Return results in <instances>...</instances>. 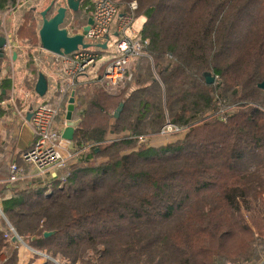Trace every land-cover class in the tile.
Returning <instances> with one entry per match:
<instances>
[{
  "label": "trees",
  "instance_id": "obj_1",
  "mask_svg": "<svg viewBox=\"0 0 264 264\" xmlns=\"http://www.w3.org/2000/svg\"><path fill=\"white\" fill-rule=\"evenodd\" d=\"M137 1L147 55L120 94L100 83L76 87L73 140L83 151L68 177L20 181L9 196L0 182L11 225L51 257L34 253L26 264H234L260 257L264 0ZM11 2L0 0V9ZM17 35L39 43L31 7ZM206 73L219 80L208 83ZM220 100L236 106L225 119L217 114ZM167 118L185 133L162 145L140 142ZM0 163V179L7 178ZM0 264H20L18 245L2 230Z\"/></svg>",
  "mask_w": 264,
  "mask_h": 264
},
{
  "label": "built area",
  "instance_id": "obj_2",
  "mask_svg": "<svg viewBox=\"0 0 264 264\" xmlns=\"http://www.w3.org/2000/svg\"><path fill=\"white\" fill-rule=\"evenodd\" d=\"M137 9L138 4L135 1L129 3L127 12H122L115 0H96L94 3L92 10L94 23L85 41L87 38L95 41L107 40V36H109L107 41H111L113 36L111 32L112 25L115 22L117 24V35L113 40L117 54L109 60L103 75L100 77V82L105 85L106 91L110 94H118L125 87L127 81L133 77L137 59L147 55L146 47L149 41L143 39L141 32L133 27ZM82 31L83 26L75 34ZM10 36L9 33L6 35L7 43L5 48L9 45ZM41 48L44 49L42 46ZM53 54L54 61L61 66L66 79L60 85V94L55 101L44 102L33 108L31 123L35 137L34 142L21 153L24 164L18 162L10 164L6 181L11 185L30 178L35 179L46 176L64 180L66 179L65 176L61 175L59 177L58 172L64 169L71 160L79 158L80 153L83 151V149L81 150L76 146L73 140L66 139L63 136V129L67 127L69 120L65 112L61 113V104L69 98L80 76L90 71L97 63L99 57L90 48L83 47L70 54ZM228 105L223 100L218 102V107H223L222 115L225 118L227 117L225 111L228 109ZM59 117L60 125L63 129L56 126ZM181 130L180 126L168 120L163 125L161 133L166 135L171 132L178 133ZM141 140L145 141L146 137L141 136ZM1 220L6 222L7 228L2 226ZM0 230L4 231L5 236L9 239L13 240V237L16 236L23 242V239L11 225L1 207ZM37 253L44 255L38 251Z\"/></svg>",
  "mask_w": 264,
  "mask_h": 264
},
{
  "label": "crops",
  "instance_id": "obj_3",
  "mask_svg": "<svg viewBox=\"0 0 264 264\" xmlns=\"http://www.w3.org/2000/svg\"><path fill=\"white\" fill-rule=\"evenodd\" d=\"M11 1L10 5H6L4 9H0V36L6 37L8 33L11 35L9 45L5 48V56L0 60V92L5 94L6 90L4 86L8 88L7 97L0 100V161L3 163L6 173L9 172L8 168L12 162L24 164V161L21 158V153L28 149L34 142L35 137L31 119L27 118V113L30 111V107L33 106V110L35 106L42 102L55 101L60 94V85L66 79L61 66L54 61V54L41 48V41L38 44L33 45L22 42L17 37L15 31H17L18 26L23 22V15L26 11L25 6L29 0ZM51 1L48 3L50 4ZM82 6L83 3L81 7ZM34 7L36 6H31L33 10ZM86 10L92 13L93 5ZM35 11L39 14L40 18H42L40 15L42 10L39 12L36 9ZM83 12L86 13L84 9ZM83 12H80V15L78 16L79 18H82ZM141 17H144L145 23L146 17ZM42 22L43 20L41 21V26ZM116 25L115 22L111 28V32L113 33L112 37L114 38L117 33ZM82 26L83 25L80 27ZM96 41V44H92L91 47L95 45L102 50L103 54H98L99 59L95 66L90 71L80 76L74 90H76L77 86H91L93 85L92 83H100V77L104 73L105 65L117 54L115 47L114 52L108 51L110 41L108 42L106 39ZM105 43H107V48L100 47V44ZM15 53H17L16 56L14 55ZM29 54H32V61L29 59ZM101 56L102 58L100 59ZM41 72L45 74L48 80V90L43 98H40L35 91L39 74ZM75 98V105H77V94ZM68 106V103L63 101L61 104V113L65 112L67 115ZM72 121L74 125L77 126L80 120L77 118ZM60 124L61 121L59 117L56 126L63 129ZM40 178L51 179V176ZM6 179L7 178L0 179V182L6 183L8 190L6 194L9 196L12 194L13 188L18 186V184L11 185L7 183ZM31 179L33 178L27 180ZM1 201L2 200H0V207ZM43 261V259H39L37 264H41ZM20 264L26 263L20 260Z\"/></svg>",
  "mask_w": 264,
  "mask_h": 264
},
{
  "label": "water",
  "instance_id": "obj_4",
  "mask_svg": "<svg viewBox=\"0 0 264 264\" xmlns=\"http://www.w3.org/2000/svg\"><path fill=\"white\" fill-rule=\"evenodd\" d=\"M84 0H52L51 3L40 12L42 17V26L39 31L41 46L49 52L55 54H70L80 47L89 48L91 44L85 41L86 36L94 23V19L90 16L87 23L83 25V31L77 34H70L69 30L63 27L66 15L69 11L78 12L81 9V5ZM36 10V7H34ZM117 35V33H116ZM107 40L109 36L106 37ZM7 39L4 36H0V58L5 56V45ZM100 47L107 48V43L100 44ZM15 56L17 53L14 54ZM206 80L208 83H214L215 77L211 73H206ZM258 87L264 89V80L258 83ZM48 90V80L44 73L39 74V78L35 87V91L39 96H44ZM76 90H73L71 97L69 98V106L67 110V119L69 124L64 129L63 136L66 139L73 140L75 134V125L72 121L73 111L75 109L76 103ZM124 103H120V106L115 112V116L118 117ZM32 107L27 113V118L31 119L33 116ZM55 231H45L44 235L46 237L54 234ZM35 238V237H34ZM13 241L19 242V239L14 236Z\"/></svg>",
  "mask_w": 264,
  "mask_h": 264
},
{
  "label": "rangeland",
  "instance_id": "obj_5",
  "mask_svg": "<svg viewBox=\"0 0 264 264\" xmlns=\"http://www.w3.org/2000/svg\"><path fill=\"white\" fill-rule=\"evenodd\" d=\"M51 0H29V2L26 4V10H27V8H29V7H31L32 5L34 6H36L37 8V11H41V10H44L48 5H49V3L48 2H50ZM95 1L96 0H90V2H88L90 5H89V7L90 6H94V3H95ZM118 4H119V6H120V8H121V11H124V12H126V11H128L129 10V3H131V2H137V4H138V1L137 0H132V1H130V2H126V1H123V0H115ZM123 1V2H122ZM48 3V4H47ZM87 3H83V7H82V10H80L79 12H83V9L86 11V13L85 12H83V16H82V18H84V16L88 13V10H86V9H88V5H86ZM94 8V7H93ZM137 11V10H136ZM137 15V14H136ZM81 17L79 18H75L74 16H73V12H71V11H69L68 13H67V15H66V18H65V22L63 23V27H65V28H67L68 30H69V32L71 33V34H75L79 29H80V24H79V22H77V20L78 19H82ZM41 21H42V18H40V16H39V14H38V25H39V28L41 27ZM143 23H144V17H137L136 16V18H135V21H134V23H133V27L136 29V30H138V31H140L141 30V28H142V25H143ZM14 31V30H13ZM15 34H17V31H15ZM130 35H131V33H129ZM142 36V35H141ZM17 37H18V35H17ZM113 40H114V37H112V41H110L109 43V52H114V44H113ZM39 42H40V37H39ZM86 42H88L89 44H96V42L97 41H94V40H92V39H89V38H87L86 39ZM90 48V50L91 51H93V52H96L97 53V55L98 54H103V52H102V50L100 49V48H98V47H96L95 45H93L92 47H89ZM103 56V55H102ZM102 56L100 57V59L102 58ZM139 59V58H138ZM138 59H137V61H136V68H135V71H136V69H137V65H138ZM108 64V63H107ZM107 64L105 65V68H106V66H107ZM105 68H104V70H105ZM155 77H157V74H155ZM219 80V77H218V75H216L215 76V80ZM92 84H96V83H92ZM100 84H102L101 82H100ZM103 85V84H102ZM126 86V85H125ZM87 88H90V86H86ZM104 87H105V85H104ZM125 88V87H124ZM123 88V89H124ZM106 89V88H105ZM122 89V90H123ZM121 90V91H122ZM73 91V90H72ZM72 91H71V93H72ZM121 91L118 93V94H120L121 93ZM115 95H117V94H115ZM39 96V95H38ZM45 96V95H44ZM44 96H39L40 98H43ZM71 97V94H70V96H69V98ZM69 98L66 100V102L68 103V105H69ZM42 103H44V102H42ZM41 104V103H40ZM76 106V105H75ZM235 105H232V104H230V105H228V109L225 111V113H228L229 115H231V113L233 112V110L235 109ZM115 112H116V110H115ZM114 112V113H115ZM217 114H219V115H221L222 117H223V107H221V106H219L218 107V104H217ZM223 119H225V117H223ZM170 121V119L169 118H167V120H166V122L167 121ZM165 122V123H166ZM181 128V127H180ZM162 129V128H161ZM182 129V128H181ZM183 129L181 130V132H178V133H175V132H171V133H169V134H162L161 133V130H160V132L158 133V134H149V135H141V136H144V137H146V140L145 141H147V140H150L149 142H150V144H152V145H162V144H164V143H167L168 141H171V140H173V139H177L178 138V136L180 135V134H184L183 133ZM161 133V134H160ZM141 136H139V140H140V142H142V140H141ZM184 136V135H183ZM73 142H74V140H73ZM75 143V142H74ZM81 154V153H80ZM78 160V158L75 160H71L69 163H68V165L64 168V169H62L61 171H59L58 172V176L60 177L61 175L62 176H65V178H67L68 177V175H69V167L71 166V165H73L74 163H76V161ZM51 179H58V178H53V177H51ZM63 180V179H62ZM65 180V179H64ZM21 238L23 239V237L21 236ZM17 245H18V248H19V258H20V260L21 261H23L24 263H28L31 259H33L34 258V253H37V250H35V249H33L32 247H30L28 244H27V242L23 239V242H21L20 240H19V242H16V241H14ZM21 248V249H20ZM36 251V252H35ZM45 255V254H44ZM43 255V256H44ZM255 256H260L258 259H253V261H251V262H249V261H245V262H243V261H237V262H235L234 264H264V247H262V248H259L258 250H257V252H256V255ZM45 257H47V256H45ZM49 258H51L50 256H48ZM47 257V258H48ZM44 260V259H43ZM57 264H64L63 263V261H61V260H59V259H55L54 260Z\"/></svg>",
  "mask_w": 264,
  "mask_h": 264
},
{
  "label": "flooded vegetation",
  "instance_id": "obj_6",
  "mask_svg": "<svg viewBox=\"0 0 264 264\" xmlns=\"http://www.w3.org/2000/svg\"><path fill=\"white\" fill-rule=\"evenodd\" d=\"M83 7V6H82ZM82 7H81V9L80 10H82ZM79 10V11H80ZM73 12V16L75 17V18H78V16L80 15V12Z\"/></svg>",
  "mask_w": 264,
  "mask_h": 264
}]
</instances>
